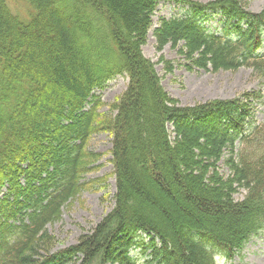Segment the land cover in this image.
I'll use <instances>...</instances> for the list:
<instances>
[{"label":"trees","instance_id":"16d2710c","mask_svg":"<svg viewBox=\"0 0 264 264\" xmlns=\"http://www.w3.org/2000/svg\"><path fill=\"white\" fill-rule=\"evenodd\" d=\"M15 1L26 14L0 0V264H131L133 246L149 250L146 264H214L264 228V123L249 121L260 94L182 106L141 54L156 6L173 1L187 9L153 30L158 51L170 44L193 67L264 76V0L259 13L242 0ZM208 12H219V34L204 26ZM118 74L126 91L114 114H98L92 91ZM98 131L112 134L114 205L53 251L46 226L86 188Z\"/></svg>","mask_w":264,"mask_h":264},{"label":"rangeland","instance_id":"374dc122","mask_svg":"<svg viewBox=\"0 0 264 264\" xmlns=\"http://www.w3.org/2000/svg\"><path fill=\"white\" fill-rule=\"evenodd\" d=\"M189 1L206 4L214 0ZM8 3L13 11L21 15L26 14L27 7L23 2L8 0ZM241 5L249 12L259 13L263 0H242ZM186 7L173 1L160 2L152 14L146 41L141 47V54L152 63L153 70L160 78L162 88L171 97L177 99L180 105L187 107L215 100L237 98L243 100L245 98L243 94L259 93L260 100L252 102L253 114L250 118L253 124L263 123L264 76L257 75L251 67L206 71L188 65L189 62L178 53L177 48L171 47L170 44L165 45L161 51L156 49L153 30L159 26L162 19L183 13ZM204 26L210 32L219 33L222 26L219 12H208L204 19ZM74 39L78 42L81 36L75 35ZM262 51H264V46H262ZM161 60L170 61L173 66L172 70L166 71ZM127 84V77L118 74L107 81L103 87L94 90L93 94L102 101V106L96 112L103 116L114 114L115 110H111V105L118 102L126 91ZM86 148L88 151L99 153L100 157L95 163L88 165L90 169L83 175L81 182L86 184V188L82 189L69 203L63 205L58 220L47 224V231L55 239L53 251L74 245L78 237L90 231L114 205L113 196L117 187L114 165L111 161L112 134L108 131L95 132L89 138ZM218 169L221 174L227 173L222 161L218 162ZM244 196L245 190L240 189L234 194V199L241 201ZM142 237H144L143 234ZM136 264H141V262ZM216 264H264V229L251 237L243 249L231 259H220L216 261Z\"/></svg>","mask_w":264,"mask_h":264},{"label":"bare ground","instance_id":"6f19581e","mask_svg":"<svg viewBox=\"0 0 264 264\" xmlns=\"http://www.w3.org/2000/svg\"><path fill=\"white\" fill-rule=\"evenodd\" d=\"M94 91V90H93ZM93 91H92V93H93Z\"/></svg>","mask_w":264,"mask_h":264}]
</instances>
